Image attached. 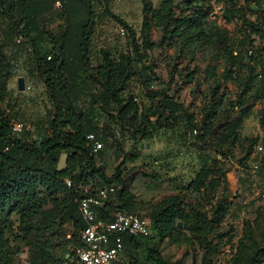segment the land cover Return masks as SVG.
I'll return each instance as SVG.
<instances>
[{
    "label": "trees",
    "instance_id": "obj_1",
    "mask_svg": "<svg viewBox=\"0 0 264 264\" xmlns=\"http://www.w3.org/2000/svg\"><path fill=\"white\" fill-rule=\"evenodd\" d=\"M57 1L60 5L55 7ZM109 1L0 0V264H18L21 252L7 233L27 245L29 264H76V249L84 245V222L78 206L84 186H91L93 192L115 188L98 208L99 217L110 220L116 209L139 213L136 194L128 188L121 169L109 174L104 162L106 146L116 143L115 150H123L121 141H114L113 126L121 135L140 142V148L161 130L183 128L182 140L191 143L200 161L188 183L179 180L177 191L148 206L144 216L150 218L153 234L124 237V252L144 249L143 260L137 264H182L181 259L171 263L163 256L158 244L165 240L197 247L202 253L200 264H217L226 245H230L231 254L224 264H264V199L234 205L226 200L225 189L220 197L216 194L225 171L231 169L224 167V162L230 161V145L240 143L244 121L258 101L264 103V2L202 0L199 6L196 0H161L155 7L152 0H142L140 35L121 19L128 31L126 47L119 51L100 48L95 58L93 38L100 19L110 16ZM213 1L222 4L226 23L236 21L239 25L233 36L204 11V4ZM251 3L260 8L256 15ZM53 8L61 19L56 30L46 25V15H51ZM154 28L161 30L163 41L182 56L194 59L201 50L215 52L218 63L203 79L210 96L207 99V93L203 94L207 103L199 123L192 113L182 111L181 103L172 96L158 99L159 91L151 87V75L146 73L150 67L144 59L156 44L150 35ZM195 74L192 71L187 77L192 79ZM19 76L25 77L26 88H31L29 78H38L43 84L45 111L34 123L29 122L34 128L18 119L26 118V113H19L23 91L10 82ZM223 81L238 83L243 89L238 102L243 109L233 119L227 115L217 141L209 143L206 138L212 133V122L227 103L226 93L221 92ZM135 82L148 104L139 102L132 90ZM102 115L107 116L106 123ZM17 121L25 124L19 133L13 131ZM260 124L264 129V114ZM89 133L103 142L102 149L93 150ZM244 140L250 142V148L241 164L252 175L244 160L255 158L260 138L245 136ZM207 146H214L227 159L221 160ZM63 154L66 161L60 167ZM256 160V176L264 178V154ZM48 200L53 205L46 209ZM245 208L251 214L242 217L241 235L234 242V221ZM67 220L80 232L53 243L46 234ZM152 236L158 240L150 245Z\"/></svg>",
    "mask_w": 264,
    "mask_h": 264
},
{
    "label": "rangeland",
    "instance_id": "obj_2",
    "mask_svg": "<svg viewBox=\"0 0 264 264\" xmlns=\"http://www.w3.org/2000/svg\"><path fill=\"white\" fill-rule=\"evenodd\" d=\"M155 7H158L161 0H152ZM244 1V0H242ZM264 2V0H262ZM197 5H203L202 0H196ZM204 11L209 12V18L215 19L216 23L224 30H227L230 36L237 33L239 25L236 21L226 23L222 19V4L212 2V4H204ZM254 13H259L260 8L254 3L250 4ZM109 9L110 16L102 17L98 22L97 29L93 38V51L96 58L98 51L103 47H110L113 50H122L126 47L128 31L122 35L120 29L124 27L120 20H126L140 35L142 22L144 18L142 0H110ZM98 11H101L100 9ZM255 16H252L254 18ZM51 19V18H50ZM52 26L50 28L56 30L61 23L58 16V10L53 13ZM151 39L156 41L154 48L148 51V57L144 59L147 66L150 67L146 73L151 75L152 88L159 91L158 99L164 95H170L175 101L181 103L182 111L192 113L199 123L201 120V112L204 105L207 103L204 97V92L207 93L209 98V86L203 79L206 71L213 65L218 63L215 52L212 50L199 51L194 59L189 55L182 56L179 51L170 45L167 41H163L162 32L154 28L151 33ZM257 43L259 40L257 39ZM94 60L96 61V59ZM192 71H196L194 78L189 79L187 75ZM24 73V72H20ZM20 77V76H19ZM17 79L13 78L10 86L16 87ZM28 84L31 88L23 90L19 97L20 109L19 113H26V118L23 119L30 125L34 123V119L39 115L44 114V90L43 84L38 78H29ZM132 90L138 96L141 105L148 104L149 101L145 97L144 92L139 84L136 82L132 84ZM221 92L226 93V104L220 110V116L212 123V133L206 138L210 142L217 141V133L220 127L224 125L227 115L230 119L235 118L243 106H240V93L243 89L235 82H224ZM259 105V109H261ZM224 109V110H223ZM167 111L164 115H167ZM107 116L102 115V121L106 123ZM30 122V123H29ZM33 125V124H32ZM31 127V125H30ZM34 128V125L31 127ZM183 128H178L174 131H159L153 138L144 140L140 148V142L128 138L126 135H121L117 126H113L115 134V142L121 141V149L116 151V143L105 147L104 162L107 165V172L113 174L118 168L127 181L128 188L136 194L139 203V209L136 212L145 215L148 206L152 203L160 201L164 196L177 191L179 179L182 182L188 183L196 170L200 166L198 153L193 149L191 143H184L182 140ZM241 141L236 146L230 145L231 153L230 161H225V176L222 177L221 186L216 193L218 197L221 196L222 191L225 189L226 200L232 202L234 205L239 201L252 200L254 198L263 200L259 192L264 190V178L260 175H250L249 171L245 169L241 161L245 159V155L250 148V142L244 140L245 136H258L259 142L256 144L264 143L262 138L264 136V129L260 127L257 113L251 115L244 121L242 129H240ZM256 146L254 153L256 151ZM212 150L216 156L225 158L214 146H207ZM118 152V153H116ZM264 151L258 153L262 156ZM137 155L135 160L133 156ZM66 155L64 154L60 161V167H64ZM246 164L250 165L251 161L244 160ZM228 172V173H227ZM257 183V185H255ZM53 201H45L44 206L46 209L52 207ZM251 214L249 208H245L241 216ZM241 218L234 221L237 233H240ZM77 226L72 220L61 222L54 229H52L46 236L50 237L53 243L57 244L70 238L72 234L76 233ZM80 232V231H78ZM11 237L14 244L18 245L21 252L17 256L18 264H29V248L21 240L14 238V234L7 233ZM127 237V235H124ZM149 239V244L153 245L157 242V237L152 236ZM159 249L163 256L169 262H176L181 259L182 264H200L201 251L195 246H178L170 243L168 240L158 244ZM144 249L142 247L128 252H123L114 264H137L138 260H143ZM231 254L230 245L224 246L219 254L217 264H224L225 258ZM76 264H82L75 260Z\"/></svg>",
    "mask_w": 264,
    "mask_h": 264
},
{
    "label": "built area",
    "instance_id": "obj_3",
    "mask_svg": "<svg viewBox=\"0 0 264 264\" xmlns=\"http://www.w3.org/2000/svg\"><path fill=\"white\" fill-rule=\"evenodd\" d=\"M59 5L60 2L57 1L56 6ZM120 32L125 35L127 30L122 27ZM48 58L50 59V56ZM24 127V123L14 122L13 131L19 133ZM87 137L92 141L94 151L103 148V142L97 139L94 133H89ZM263 150L262 144L256 146L253 155L255 158L250 163L253 176H256L259 168V160H256V157ZM67 183L71 185L69 180ZM114 191L113 186L102 187L95 192L92 191L91 186L83 187L84 195L79 199L78 206L84 222L81 230L84 245L76 249L77 261L82 264H114L124 252V235L149 237L153 234L150 218L139 213L116 209L110 220L99 217L98 208L105 204ZM259 194L264 199V190Z\"/></svg>",
    "mask_w": 264,
    "mask_h": 264
},
{
    "label": "crops",
    "instance_id": "obj_4",
    "mask_svg": "<svg viewBox=\"0 0 264 264\" xmlns=\"http://www.w3.org/2000/svg\"><path fill=\"white\" fill-rule=\"evenodd\" d=\"M55 7H58V6H56V3H55ZM55 10H57V9H55V8H53L52 9V11H51V15H49V14H47L46 16V25L48 24V25H50L51 24V26H52V20H53V13L55 12ZM51 18V19H50ZM25 81H26V79H25ZM28 83V82H27ZM19 90V89H18ZM259 105H261L262 107H261V109H259ZM255 113H257V115H258V121H259V125H260V127H261V124H260V117L264 114V103L263 102H261V101H258L257 103H256V105L254 106V108H253V113L251 114V115H253V114H255ZM64 155V154H63ZM66 155V154H65ZM258 157H260V155L258 156ZM66 161V160H65ZM180 181H181V179H179ZM250 201V200H249ZM249 201H247V200H244V201H239V203H249ZM241 218V220H242V216L240 217ZM240 226H241V229H242V222H241V224H240ZM241 229H240V233L238 234L237 233V230H236V234H237V236L235 237V239H234V242H236V240L240 237V235H241Z\"/></svg>",
    "mask_w": 264,
    "mask_h": 264
},
{
    "label": "water",
    "instance_id": "obj_5",
    "mask_svg": "<svg viewBox=\"0 0 264 264\" xmlns=\"http://www.w3.org/2000/svg\"><path fill=\"white\" fill-rule=\"evenodd\" d=\"M17 83H18L19 91H23V90L26 89V81H25V77L24 76L18 77ZM179 226H182L181 222H179ZM67 256L69 257V254Z\"/></svg>",
    "mask_w": 264,
    "mask_h": 264
}]
</instances>
